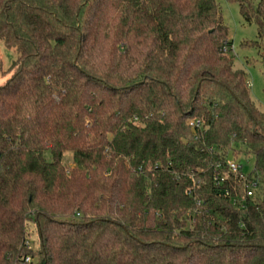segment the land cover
I'll list each match as a JSON object with an SVG mask.
<instances>
[{"label":"trees","instance_id":"obj_1","mask_svg":"<svg viewBox=\"0 0 264 264\" xmlns=\"http://www.w3.org/2000/svg\"><path fill=\"white\" fill-rule=\"evenodd\" d=\"M0 40V264H264V112L218 0H0ZM241 153L254 197L215 181Z\"/></svg>","mask_w":264,"mask_h":264},{"label":"rangeland","instance_id":"obj_2","mask_svg":"<svg viewBox=\"0 0 264 264\" xmlns=\"http://www.w3.org/2000/svg\"><path fill=\"white\" fill-rule=\"evenodd\" d=\"M225 25L229 29L231 42L228 56L233 59L234 68L247 74L250 82V94L257 108L264 112V69L259 49L254 45L258 41V27L255 22L248 23L241 11V2L257 7L262 0H218ZM249 44V45H247ZM17 54L8 49L0 40V87L4 86L12 77V66ZM46 157L52 160L51 154ZM229 161H235L243 166V173L251 175L255 170V158L252 154H237L230 156ZM63 163L66 166L73 164V155L66 153ZM32 248L38 247L37 232L34 224L29 225Z\"/></svg>","mask_w":264,"mask_h":264},{"label":"built area","instance_id":"obj_3","mask_svg":"<svg viewBox=\"0 0 264 264\" xmlns=\"http://www.w3.org/2000/svg\"><path fill=\"white\" fill-rule=\"evenodd\" d=\"M190 127L192 129H201L203 125L200 121H193L190 123ZM217 169L222 171L221 174H218L215 177V181L217 182L218 185H223L227 183L229 179V174L236 175L238 173H243V166L239 165L235 161H229V158H227L224 161V163L217 164ZM252 179L254 180V177L252 175L250 176L246 175V181H247L246 188H247L248 197H254L255 190L258 187V183L256 181H253ZM224 193L226 196H230L231 194L230 190L227 188L224 189ZM27 262H29V259H27Z\"/></svg>","mask_w":264,"mask_h":264}]
</instances>
